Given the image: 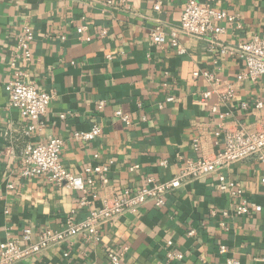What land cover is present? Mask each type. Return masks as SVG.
<instances>
[{
  "label": "crops",
  "instance_id": "0c3cea01",
  "mask_svg": "<svg viewBox=\"0 0 264 264\" xmlns=\"http://www.w3.org/2000/svg\"><path fill=\"white\" fill-rule=\"evenodd\" d=\"M200 1L237 19L217 21L224 32L216 38H197L176 31L187 0H0V244L26 245V229L34 241L49 229L62 230L72 210L85 220L104 200L144 186L149 177L168 181L186 159L220 151L226 132L261 126L255 104L264 99V77L240 80L244 61L218 48L264 36V0ZM25 26L35 33L33 59L21 60L20 69L38 89L55 94L40 120L23 117L6 90ZM159 27L164 45L152 38ZM174 32L185 54L171 45ZM206 73L231 85L233 97L223 101L222 88ZM95 126L102 134L93 141L74 138ZM54 137L64 140L63 166L84 179L86 193L21 175L26 147ZM99 165L109 167L107 183L87 171ZM221 172L243 195L220 191L217 173L192 180L170 193L166 205L148 203L105 224L97 239L77 236L16 264H113L109 253L125 248L120 264H264V162L248 158ZM85 196L90 204L81 205ZM252 202L262 210L236 213ZM169 252L183 259L171 260Z\"/></svg>",
  "mask_w": 264,
  "mask_h": 264
},
{
  "label": "built area",
  "instance_id": "2783aa9c",
  "mask_svg": "<svg viewBox=\"0 0 264 264\" xmlns=\"http://www.w3.org/2000/svg\"><path fill=\"white\" fill-rule=\"evenodd\" d=\"M159 8V5L157 6ZM228 20L234 22L237 17L213 7L208 2L200 0H187L181 22L176 31L189 37L203 38L208 34H218L224 32L223 27L216 25L217 21ZM86 27H81L79 32H83ZM171 45L177 49L179 54H185L186 48L180 43L173 33ZM152 38L158 45L166 43L165 31L157 28L152 32ZM35 40V33L30 26H25L19 36L16 50L10 61V68L14 77L7 83L10 105L18 108L23 117L28 120H40L48 111V108L55 97L52 91H41L33 82L26 80V75L20 69L19 62H31L33 59L32 43ZM216 42L212 49H216ZM218 51L222 55H233L240 57L245 63V71L238 78L258 80L264 77V36H255L251 40L239 43L238 45H220ZM199 75V73H196ZM211 81L222 88L221 99L226 101L233 97L231 85L223 83L213 74H205ZM208 92L206 96H209ZM168 101H173L174 97H169ZM105 102L100 103L103 108ZM255 107L263 114V121L260 127L254 130L237 129L228 131L224 137L223 148L208 156L199 158H189L183 163L179 173L170 180L158 182L154 177H149L144 186L139 188H128L122 197H111L103 201L102 206L90 209V214L85 220L79 221L76 218V210H72L67 217L65 227L62 230H47L41 233L36 241L33 240V232L26 229L22 234V239L26 245L18 240L8 239L0 244V264H16L19 261L31 258L40 254L43 250L52 246H64L69 244L75 237L84 236L88 240L97 239L102 226L113 223L126 213H137L144 205L152 203L156 207L166 205L167 196L179 189L184 183L218 174V188L222 192H230L233 195H243V189L236 183L227 180L221 172L223 169L248 158H258L264 162V99L256 101ZM117 116L127 123H130V116L122 111H117ZM62 118L66 115L62 114ZM34 126L29 128V133ZM102 134V128L95 126L90 131H77L74 138L80 142H90ZM64 140L58 137L51 138L47 143L37 145L29 144L22 158L21 175L24 177H46L49 181L66 185L76 191L87 192L86 182L80 176L68 171L61 161V153L64 149ZM166 161L162 164L166 165ZM139 166L131 167L135 170ZM88 172L99 175L103 183L108 182V166L90 167ZM92 183L93 181L90 180ZM11 188L12 185H9ZM90 204L87 197H83L81 205ZM262 207L255 203L243 204L236 209L239 215L248 214L252 211H261ZM171 245L172 242H169ZM121 253L110 252L109 257L113 264H120L124 256ZM220 251L225 253L226 246H221ZM66 256L69 254L66 253ZM171 260H181L180 253L169 252ZM228 264H238L232 259Z\"/></svg>",
  "mask_w": 264,
  "mask_h": 264
}]
</instances>
